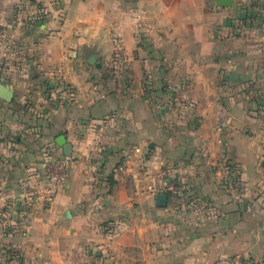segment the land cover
<instances>
[{
  "label": "crops",
  "instance_id": "0c3cea01",
  "mask_svg": "<svg viewBox=\"0 0 264 264\" xmlns=\"http://www.w3.org/2000/svg\"><path fill=\"white\" fill-rule=\"evenodd\" d=\"M0 82V264L264 263V0H0Z\"/></svg>",
  "mask_w": 264,
  "mask_h": 264
},
{
  "label": "built area",
  "instance_id": "2783aa9c",
  "mask_svg": "<svg viewBox=\"0 0 264 264\" xmlns=\"http://www.w3.org/2000/svg\"><path fill=\"white\" fill-rule=\"evenodd\" d=\"M66 160H55V163H43L45 165L44 171H38L35 168L30 169V174L25 177L21 183L22 189L21 201L25 205H29L30 196L38 194L43 199L44 204L48 205L56 195L60 183L64 180L69 163ZM169 164L162 172V177L168 175ZM150 189L155 190V186H149ZM166 189L171 192H177V187L174 184H167ZM1 198H5L2 194ZM214 264H264L257 260L249 250H243L226 255L219 256Z\"/></svg>",
  "mask_w": 264,
  "mask_h": 264
},
{
  "label": "water",
  "instance_id": "95a60500",
  "mask_svg": "<svg viewBox=\"0 0 264 264\" xmlns=\"http://www.w3.org/2000/svg\"><path fill=\"white\" fill-rule=\"evenodd\" d=\"M214 2L219 6H231L234 3V0H214ZM96 57V53H92L90 56V61H93ZM99 65V63H97ZM14 95L13 88L8 83L0 82V98L5 101H11ZM57 143L63 147V151L65 154H69V142L66 141V137L64 135H60L56 139ZM264 164V160H263ZM156 203L158 205H165L167 200L166 193H157L155 196Z\"/></svg>",
  "mask_w": 264,
  "mask_h": 264
},
{
  "label": "rangeland",
  "instance_id": "374dc122",
  "mask_svg": "<svg viewBox=\"0 0 264 264\" xmlns=\"http://www.w3.org/2000/svg\"><path fill=\"white\" fill-rule=\"evenodd\" d=\"M235 1H237V0H235ZM232 5H233V4H232ZM1 194H4V195L7 194V193H6V190H4L3 187H0V195H1ZM17 209H18V208H17ZM106 225H108V221H106ZM6 258H7V257H6ZM4 260H6V259H4Z\"/></svg>",
  "mask_w": 264,
  "mask_h": 264
}]
</instances>
